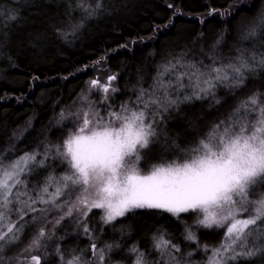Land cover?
<instances>
[{"label":"snow or ice","instance_id":"obj_1","mask_svg":"<svg viewBox=\"0 0 264 264\" xmlns=\"http://www.w3.org/2000/svg\"><path fill=\"white\" fill-rule=\"evenodd\" d=\"M20 7L21 0L7 7L0 0V47L20 22ZM101 14H110L105 0H65L66 28L57 31L68 41ZM222 39L191 59L189 50L165 56L150 82L140 76L120 99L116 75L103 84L93 79L90 87L99 90L98 99L82 96L62 107L55 120L57 139L43 134L30 150L12 142L0 147V264H9L4 250L26 229L31 230L23 247L27 264H41V255L31 253H47L54 237L55 264H121L111 256L120 244L98 245L89 214L99 210L93 219L109 225L144 208L180 220L183 240L194 247L182 251L166 230H158L149 252L139 244L127 248L130 264L264 261V93L237 97L223 112L224 97L218 95L224 90L236 96L250 78L264 73V9L239 33L234 55L216 51ZM197 101L202 106L207 101L218 114L199 123L184 119L187 106ZM172 121L176 134H170ZM181 134H186L182 143ZM145 158L156 160L146 170L140 167ZM65 219L88 238L86 248H61L58 241L65 237L55 229ZM200 229H223L219 243H202ZM197 252L203 253L199 261L191 259ZM13 260L24 264L19 255Z\"/></svg>","mask_w":264,"mask_h":264},{"label":"trees","instance_id":"obj_2","mask_svg":"<svg viewBox=\"0 0 264 264\" xmlns=\"http://www.w3.org/2000/svg\"><path fill=\"white\" fill-rule=\"evenodd\" d=\"M4 2L7 7L13 0ZM105 3L110 14L88 21L75 37L65 41L57 31L66 28L65 0H21V20L9 30L7 43L0 47V147L12 142L18 149L30 150L43 134L57 139L60 129L55 120L62 107L73 106V101L79 103L82 96L98 99L99 90L90 87L93 79L103 84L109 76L116 75L113 85H119L117 99H120L125 95V87L135 85L140 76L150 82L156 65L169 54L189 50L191 59L201 48L207 52L222 36L216 51L224 57L234 55L233 45L239 46V33L254 14L264 9V0H105ZM74 15L78 17V13ZM253 90L264 93V73L250 78L236 96L221 90L218 95L224 97V102L219 112ZM216 114V109L207 108V101L203 106L197 101L187 106L184 119L199 123ZM168 127L172 130L170 134H176L175 121ZM185 136L181 134L178 142L182 143ZM155 162L154 158H145L140 167L146 170L149 163ZM97 211L88 217L90 227L96 230L97 244L119 243L120 249L111 256L121 264H130L127 248L132 244H139L149 252L152 236L158 230H166L173 243L190 249L183 240V224L168 212L134 209L114 224L104 225L98 217L93 219ZM181 219H185V214H181ZM98 226H102L100 230ZM71 230L66 229L63 236L67 237L58 241L61 248H86L88 238ZM211 232L218 233L213 242L208 241ZM222 232L223 229H200L199 233H206L200 236V241L216 245ZM29 234L24 233L21 241L25 242ZM55 243L56 238L52 244L48 242V248ZM13 253L16 252L8 256L18 255ZM39 255L41 264H55L53 250L49 260L42 253ZM251 264L264 261L256 257Z\"/></svg>","mask_w":264,"mask_h":264},{"label":"rangeland","instance_id":"obj_3","mask_svg":"<svg viewBox=\"0 0 264 264\" xmlns=\"http://www.w3.org/2000/svg\"><path fill=\"white\" fill-rule=\"evenodd\" d=\"M93 211H97V210H93ZM99 211V210H98ZM53 215H54V213H53ZM91 215V213L89 214V216ZM49 219H51V216L49 217ZM99 219V218H98ZM99 221H101V220H99ZM49 227H51V225H49ZM72 228V232L73 233H76V234H78V235H80V236H82L83 234L80 232V230L79 229H77L76 227H75V225H73V224H71L70 223V221H69V219H65L64 221H62L61 222V224L60 225H58L57 227H56V229H55V231H56V234L58 235V236H60V235H64L63 233H65V231H66V229H68V228ZM102 226H98V229L100 230V228H101ZM222 229H220V231H221ZM30 229L29 230H25V233H30ZM70 231V232H71ZM213 231H218V230H216V229H213ZM212 233V232H211ZM204 234H206V233H198V235H199V238H200V236H202V235H204ZM75 235V234H74ZM211 236L212 237H210V239L208 240V241H210V242H213L214 240H215V237H217L218 236V233H212L211 234ZM66 237H67V235H66ZM65 237V238H66ZM203 237V236H202ZM55 238V237H54ZM53 238V239H54ZM21 239H22V237H21ZM21 239H20V241L17 243V244H15V245H12V246H10L9 248H6L5 250H4V253H3V255H4V257H5V259L9 262V264H15V261L13 260V257H15V256H8L9 255V253H11V252H16V253H13V254H17L18 253V255L20 256V260L21 261H23L24 262V264H27V262L24 260V258L26 257V256H28L29 255V253H27V252H23V247L27 244V242H28V239L29 238H27V240L25 241V242H22L21 241ZM205 239H208V237L207 238H205ZM206 241V240H205ZM49 242H51V244L53 243V240H51V241H49ZM203 243V242H202ZM186 244L187 245H189L190 247H194V246H191L187 241H186ZM53 246L54 245H52V247H50L49 246V248L47 249V253H44V251H43V249H41V250H39V251H33L31 254L32 255H39L40 253H42L48 260H49V258L51 259V251L53 250ZM50 249H51V251H50ZM181 249H182V251H185V250H189L188 248H186V247H181ZM17 250H19V251H17ZM203 258V253H200V252H197L191 259H193V260H196V261H199V260H201ZM41 261H42V258H41Z\"/></svg>","mask_w":264,"mask_h":264}]
</instances>
